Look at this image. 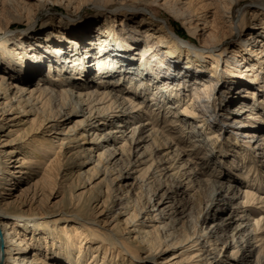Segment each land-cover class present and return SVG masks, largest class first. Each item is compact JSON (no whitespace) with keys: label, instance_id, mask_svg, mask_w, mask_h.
<instances>
[{"label":"bare ground","instance_id":"6f19581e","mask_svg":"<svg viewBox=\"0 0 264 264\" xmlns=\"http://www.w3.org/2000/svg\"><path fill=\"white\" fill-rule=\"evenodd\" d=\"M43 1L0 0V11ZM55 1L68 6L73 0ZM99 1L86 19L49 15L38 37L2 29L0 264H246L254 255L259 264L264 219L249 223L246 215L253 204L264 212V196L252 190L264 179V108L254 112L253 123L240 120L243 130L233 140L207 123L216 113L220 80H229L228 102L233 89L238 97L260 90L264 11L254 13L246 38L226 48L237 28H247L244 16L233 23L234 0ZM154 4L180 19L199 52L176 41L164 19L149 20L142 37L133 32L135 9L147 18L156 12ZM96 30L99 36L90 42ZM254 32L256 50L246 44ZM123 38L145 43L148 57L135 63L132 53L119 52L117 61L101 53ZM157 43L168 50L162 59L154 56L160 55ZM180 54L188 55L186 62ZM49 58L55 64L45 65ZM119 65L122 70L111 69ZM239 65L252 72L250 81L242 79L248 76ZM185 93L189 103L175 110L171 100L177 103ZM184 138L187 148L180 144ZM232 170L239 180L219 181L233 179ZM241 180L252 182L244 193L238 191ZM202 185L210 186L205 210L216 202L218 216L225 217L190 233L189 205L199 201ZM224 244L232 250L221 256ZM242 250L254 252L242 256Z\"/></svg>","mask_w":264,"mask_h":264},{"label":"rangeland","instance_id":"374dc122","mask_svg":"<svg viewBox=\"0 0 264 264\" xmlns=\"http://www.w3.org/2000/svg\"><path fill=\"white\" fill-rule=\"evenodd\" d=\"M30 3L31 2H29V4ZM132 3H133L132 0L127 1V4H132ZM64 4H66V1L45 0V1H43V3L40 6H38V5L36 6V5L31 4V5H27V7H13V9H8L6 11L5 10L0 11V39L3 36V30H2L3 27L7 26L6 28L9 30L10 33L20 32V33H24V35H31V34L35 33L34 36L38 37L43 32L41 30L45 29V24L43 22L49 15L50 16L53 15V17L61 16L64 19H67L70 21H72L74 18H77V17H81L83 19H86L88 17L94 16V14L97 12V9L99 8L98 6H96L97 4L101 5L99 0H73L72 3L68 6H66ZM137 5H141V4L139 3ZM140 7H143V5L139 6L138 8H140ZM37 8H38V10H37ZM150 8L156 10V12H154L155 14H153V13L148 14V15L145 14V16H147V18L143 17L144 15H139L140 14V12H138L139 10L135 9V11L137 10V14H135L136 15L135 16V23H133V25L135 26V31L132 30L133 32H135L138 36L142 37L143 32H145L147 27L151 25V23H148L149 20H151V21L153 20V21L157 22V20L164 19L168 23V27L166 28L168 33L171 34L172 37L176 41H182V42L188 44L189 46H191L192 48H194V50H195V43L197 42V44H198L199 42L196 39V37L188 31L187 27L181 23L180 19H177L176 17H174L169 11H167L162 6H159L158 4L151 5ZM259 10L264 11V0H238L237 2H235V0H234V2L232 4V9H231V15L233 18V23L237 24L240 21V19L244 16L246 19L245 23H246L247 28H245V30H241V29L237 28L235 30V33H233V35L231 37H228L227 40L224 42V44H223L224 47L229 48V47L234 46L242 38H246L245 35L248 32H252L251 26L253 25V21H254L253 15L255 12H258ZM119 22L120 21H118V20L114 22V28L117 31V33L114 35H117V36L122 35L121 32H118L119 27H120ZM29 25H31L30 29L28 28ZM200 27H201V25H200ZM103 28H100L98 30H102ZM98 30L94 31V33H93L94 35L92 36L93 39L90 38V42L92 40H93V42H95L97 40V38L99 36ZM106 34H108V33L105 32V35ZM57 35H59V38L60 37L66 38V36H63V37L61 36L62 33L60 31L57 32ZM251 35L253 36V39L251 38L248 41V38H247L246 44H248V46H247L248 48H253V50H256V49H258L257 48L258 45L256 46V44H255L256 42L254 39L256 36V32L251 33ZM247 37H249V36H247ZM122 41H120V42H122L123 44H121L120 42H117L118 44L113 43L114 46L112 45V47H107V44H106L105 47L107 48L108 51L107 50L101 51V53L106 52L108 57L110 59L115 58V61H117L116 58H119L121 51H125L123 53H127L128 55H129V53H132L135 63L139 62V60H144L146 57H148V56H144L146 53L145 49L147 48L145 43H142V44L140 43L137 45L138 41H135L132 39H125V38H123ZM88 42H89V40H88ZM120 44H121V47H120ZM65 45L69 46L70 43L67 41V43H65ZM153 46L159 48V52H160V55L155 53L156 55H154V56L162 59L164 57V55H166L165 52L168 50L164 49V47H161L162 43H157ZM117 49H119V50H117ZM195 51L199 52L197 50H195ZM254 54L255 53L253 51V54H252L253 57L251 56L252 57L251 60L256 58L254 56ZM180 55H181L182 59L184 60V62H186V58H188V55H186V54H180ZM88 59H90V58H88ZM52 60L53 59H51V58L47 59L45 65H47L48 63L55 64L52 62ZM259 60L264 61V56L260 57ZM90 61L91 60H89V62ZM233 61L234 60L231 59L229 61V63H232ZM108 62H109V60H108ZM243 62H244V60L241 63H243ZM210 64L207 63L206 67H210ZM117 66L114 68H111V69L112 70H118V69L122 70V65H121V67L119 65V68ZM134 66L136 67V65H134ZM244 67L242 65H239V69L243 70L242 71L243 74H247L248 78L246 76L242 78L241 75H240V77L243 80L246 79V80L250 81L252 79L250 77V76H252L251 75L252 72L250 70H246V68H244ZM255 67H257V66L255 65ZM263 67H264V64H263ZM93 68H94V66H93ZM148 69L145 68L144 71H150L151 70V69H149V70ZM210 71H212V69H210ZM261 75L262 76L264 75V69L261 70ZM240 77L238 76V78H240ZM154 80H155V78H154ZM228 81L229 80L226 81V79L220 80L219 84L216 86V89L218 90L217 94L215 93V95L218 97V99L216 100L217 103L215 101V103H216L215 106L217 107L215 109L216 113L213 115L208 114L209 116L211 115V118L209 117L210 120L207 124L221 138L225 139V137H227L226 139H228V137H230L229 140L230 139L233 140L236 137H238V135L241 134V132L243 130V127L240 124V120H245L246 122L253 123V117H255L254 112L264 108V106H262L260 104V102L264 103V100L263 101L261 100V98L264 95V90H263L264 89V82L259 83L262 87L258 86V89H260L263 92H261L260 90H257V89H255V90L253 89L255 92V96L248 93L247 94L248 97H238L237 95H239L240 93H237L238 90L233 89L231 94L235 92L234 98L232 99L231 102H228V101H225V99L227 100L228 95L224 91V86L228 83ZM223 83H225V84H223ZM254 84L256 85V81H254ZM233 88H235V87H233ZM120 91H122L121 93L126 94V91L124 89H120ZM246 91H247V89H245V94L247 93ZM250 92H252V91H250ZM190 95L191 94H187V93L183 94L181 96V99L177 103L175 101L176 100L175 98L172 99L171 101L172 102L174 101L173 103H175V105H177L175 110H178L181 107H183L184 104L189 103ZM225 95H227V96L225 97ZM243 95H244V93H243ZM169 118H170V114L166 119L168 120ZM139 119H142V118H139ZM198 120H200L199 122L202 121V119H200V118H198ZM161 121H163L162 117H161ZM130 123H131L130 121L127 122L123 126V130H125V131H126V129L128 130L129 129L128 125ZM263 132H264V122H262L261 129H260L259 133H263ZM259 142H260V140H259ZM180 144L182 147H185V148H187L189 146V142L186 138H184ZM197 152H199V153H197L198 156L204 155L203 151L198 150ZM211 167L213 168L214 166H213V163L210 162L208 168L212 169ZM231 173L232 174H230V175H231V177H233V179L232 178H229V179L221 178L220 179L219 177H217V178L220 179L219 181L222 180L224 183H230L231 181H234V179L239 180L240 177L238 176V173H236L233 170L231 171ZM242 182L243 181L241 180V184H239V187H238L239 193H244V190H245L244 188H246L248 185H252L251 184L252 182H248V183H246V182L242 183ZM207 186H209V185H202L200 187L199 201H192V203L190 202V205H189L190 206V210H189V216H190L189 232L190 233H196L197 234L202 229H206L205 227H207L208 224L213 223L215 225L218 222H222V218L224 219V217H225L224 214L218 216V213L220 212V210H219L220 205H216V202H213L212 207L209 208L208 211L205 210V204L208 202V198H209L208 192L210 191L209 190L210 186L209 187H207ZM260 187H261V189H260ZM252 190L254 192H256L259 196L260 195L264 196V179L262 181V184L253 185ZM193 191L194 190H191L190 193ZM256 193H255V197L257 196ZM61 198L58 197L56 202H58V204H59L58 206L63 207V202H62L63 199H61ZM256 206L257 205L253 204L250 207L249 211L247 212L246 216H248L249 223L256 222L257 220L262 221L264 219V212ZM206 217L208 220L206 219ZM232 227L233 226L231 225L226 229L227 235H231V233L233 234V228ZM193 230H195L196 232ZM218 244H220V241L218 242ZM251 249H253V248H251ZM231 250H232V248H229L226 244H224V247H223V249L219 255H221V256L227 255L230 253ZM253 252H254L253 250H248V251L242 250L241 255L242 256L252 255ZM171 253H172V251H168L165 254L160 255L157 260H161V258L171 255ZM218 253H219L218 248L217 249L215 248V255ZM248 258L251 259L253 262H251V263L247 262L246 264H254L255 263V261H254L256 258L255 255L249 256ZM263 259L264 258L260 257L259 264H261V263L264 264ZM146 264H151V262H147Z\"/></svg>","mask_w":264,"mask_h":264}]
</instances>
